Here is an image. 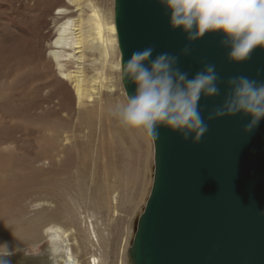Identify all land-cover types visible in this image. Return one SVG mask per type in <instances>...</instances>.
<instances>
[{"label":"bare ground","instance_id":"1","mask_svg":"<svg viewBox=\"0 0 264 264\" xmlns=\"http://www.w3.org/2000/svg\"><path fill=\"white\" fill-rule=\"evenodd\" d=\"M8 1L13 20L19 19L20 6H24L26 17L13 40L0 44V110L2 107L5 114L0 125L17 114L10 104L14 92L21 86L32 89L47 110L60 115L53 131L44 134L45 141L38 150L45 158H54L56 144L63 140L62 134L55 137L54 133L74 120L72 135L65 138L73 139L76 154L73 158L66 156L61 166L52 165L48 172L65 174L74 169L75 183L68 178L42 183L39 176L44 170L40 168L32 175L14 177L12 184L0 181V244L7 243L11 249L48 235L52 251L57 254L61 248L57 242L65 237L60 257L63 264H84V260L85 264H132L134 224L145 208L154 181L155 147L151 137L122 126L109 115L110 106L122 99L98 95L111 79L110 71L121 65L114 12L113 19L108 20L95 1L70 0V4L56 6L62 0L19 4L16 2L22 0ZM53 9L57 11L53 20L55 33L48 40L49 55L59 77L53 74L50 61L42 53L41 31L48 25L46 17ZM114 55L117 60L112 66ZM27 73L30 75L23 77ZM60 79L73 85L76 98L67 84H59ZM54 99H58L57 103L52 104ZM69 99L77 101L76 118ZM84 119L90 123L81 129ZM11 130L0 126V170L8 167L11 157L19 155L4 151L3 145L13 134ZM84 132L86 139L81 135ZM38 188H45L57 202L58 206L47 211L53 221L43 223L40 216L25 218L27 210L18 196L22 199L26 192ZM59 218L66 219L67 227L57 222ZM70 236L76 249L72 248ZM81 251L88 257L77 258Z\"/></svg>","mask_w":264,"mask_h":264},{"label":"water","instance_id":"2","mask_svg":"<svg viewBox=\"0 0 264 264\" xmlns=\"http://www.w3.org/2000/svg\"><path fill=\"white\" fill-rule=\"evenodd\" d=\"M121 63L135 51L154 47L155 55H177L189 73L205 63L215 65L220 96L201 98L203 116L218 106L227 79L244 75L264 81V49L243 62L227 58L223 35L206 33L191 42L169 25V12L159 0H114ZM189 44V55L181 49ZM122 81V79H121ZM126 94L135 91L127 78ZM251 118L237 114L206 121L199 143L179 132L158 127L154 140L155 174L145 208L135 224L132 264H264V118L251 132Z\"/></svg>","mask_w":264,"mask_h":264},{"label":"clouds","instance_id":"3","mask_svg":"<svg viewBox=\"0 0 264 264\" xmlns=\"http://www.w3.org/2000/svg\"><path fill=\"white\" fill-rule=\"evenodd\" d=\"M169 12L171 29H180L189 42L206 33L223 35L220 44L228 49L227 58L243 62L256 48L264 49V0H159ZM186 44L181 55H189ZM149 46L131 54L119 68L121 79L135 85V91L109 108V115L122 126L141 131L152 139L158 127L179 132L187 141L199 143L208 131L206 121L242 114L251 119L244 125L249 133L264 118V81L244 75L229 77L227 91L218 106L205 118L201 98L219 97V74L215 65L205 63L189 77L178 67L177 55L163 52L153 58ZM126 90V89H125ZM127 92V91H126ZM259 215L264 216V209ZM15 235V234H14ZM14 253L7 243L0 244V264H10Z\"/></svg>","mask_w":264,"mask_h":264},{"label":"rangeland","instance_id":"4","mask_svg":"<svg viewBox=\"0 0 264 264\" xmlns=\"http://www.w3.org/2000/svg\"><path fill=\"white\" fill-rule=\"evenodd\" d=\"M29 0H22L17 1L16 3L19 4V2H28ZM40 1V0H36ZM52 2L54 0H51ZM90 1H95L102 11L105 12V16L108 20L113 19V12H114V0H82L84 3H88ZM30 2H33L31 0ZM70 4V0H62L60 3H56V5H67ZM20 13H18L17 20H13V12L12 8L9 4L8 0H0V44H4V41L11 42L13 38L15 37L16 32L18 31L19 27L22 25L24 21V17H26L25 14V8L24 6H20L19 8ZM56 9H53L52 12L46 17L48 25L41 31L42 37V53L45 58H47L50 61V66L53 70V74L58 76V70L56 69V65L51 61L50 55H49V38L54 36L55 33V27H54V13H56ZM7 13L9 14V18H6ZM25 32L22 35V38L24 37ZM117 60L116 55H114L112 59V66L115 65V61ZM111 73V79L106 83L105 87L102 89V93L98 95H101V97H110L111 99H122L126 95V91L122 85L121 81V74L119 69L114 68L110 71ZM30 75V73H27L24 76ZM26 81V80H21ZM67 84L71 96L75 95V91L73 88V85L69 81H63L60 79L59 84L61 85ZM29 85V84H27ZM61 85V86H62ZM17 89V92H14L13 96V102L10 104L12 107L17 110V114L12 118H7L6 122L3 123V126H1L2 129L11 128L12 130V136L9 139V141L3 145L4 148H6L5 152H15L19 153V155H15L11 157L7 163H10L8 167H6L3 170H0V181L12 184L13 178L19 175L22 176H29L36 172V168H40L44 170V173L42 172L39 176V179L42 183L50 184L56 180L60 179H67L68 181L75 183L73 177L74 169H72L70 172L65 174H59V173H48L49 168H51L52 165L61 166L62 162L64 161L65 157L73 158L76 154V152L72 148V140H68L65 138L66 135H72L71 129H73L72 125L70 124L67 127H60L59 131H56L55 137L58 134L63 135V140H61L58 144H56L55 147V153L53 154L54 158L48 157L45 158L44 155L41 154V152L38 150V148H42L41 144L45 141L44 134L45 133H51L54 129L55 121H58L57 118L60 117V115L52 110H47L44 105L41 104L39 101V98L33 94L32 89H24L23 86ZM62 87H59L61 89ZM62 91V90H60ZM97 95V96H98ZM8 100V97H7ZM58 99H54L52 104L57 103ZM98 98H95V101H97ZM68 102H72L74 117H77V101H72V99H69ZM96 104V102H95ZM2 107L0 110V122L4 121L5 114H2ZM10 110V109H8ZM2 114V115H1ZM67 116V115H66ZM2 117V118H1ZM68 118V116H67ZM2 119V120H1ZM16 119V120H15ZM83 119V117L81 118ZM16 122L14 125L13 123ZM84 124L81 126V129L85 127V124H89L90 122L86 123V120L84 119ZM88 121H90V116L88 118ZM1 122V123H2ZM9 125H8V123ZM60 123V122H59ZM61 124V123H60ZM13 125V126H11ZM6 126V127H5ZM86 131V130H84ZM82 138L86 139L88 136L85 135V132L81 134ZM15 140H18L16 143ZM8 154V153H7ZM104 171V169H102ZM36 187V186H33ZM71 193H75L74 190H71ZM16 193L14 192V195ZM18 196V195H17ZM20 203L26 208V214L25 218L29 217H37L40 216L43 220V223H47L50 221H53L50 219V217L47 214L48 210H51L55 208L57 205V202L53 200L47 192L45 188H38V190L35 191H28L23 196L22 199L19 198ZM81 210H85L84 204L81 203ZM61 212L63 213L64 210L61 209ZM106 218V216H104ZM61 223L62 225H65L66 219L65 218H59L57 221ZM122 225V224H121ZM135 225V224H134ZM67 227V226H66ZM65 238V237H64ZM64 238H61L60 241L58 240V244L61 247L59 252L57 254L53 253L52 251V243H50L49 236L46 235L45 237H41L39 241H32L27 242L25 244H20L17 246H14L13 248L9 249L10 251H13V255L10 256L8 259L10 260V264H63L62 259L60 258L62 255V248L65 247ZM71 239V245L73 246V249H76V244L74 243L72 237ZM88 257V255H87ZM85 255V252H79L77 255V258L85 259L87 258ZM131 257V256H130ZM85 261V260H84ZM83 263L85 264V262ZM121 259H119V262Z\"/></svg>","mask_w":264,"mask_h":264}]
</instances>
